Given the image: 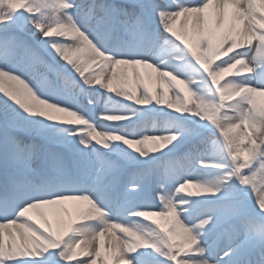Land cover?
<instances>
[{
	"label": "snow or ice",
	"instance_id": "1",
	"mask_svg": "<svg viewBox=\"0 0 264 264\" xmlns=\"http://www.w3.org/2000/svg\"><path fill=\"white\" fill-rule=\"evenodd\" d=\"M257 97L264 0H0V264H264Z\"/></svg>",
	"mask_w": 264,
	"mask_h": 264
},
{
	"label": "bare ground",
	"instance_id": "2",
	"mask_svg": "<svg viewBox=\"0 0 264 264\" xmlns=\"http://www.w3.org/2000/svg\"><path fill=\"white\" fill-rule=\"evenodd\" d=\"M140 71L142 74L145 75V79H146V82L149 84L150 87H152L153 89L156 88V79H155V74L154 73H151V79L148 78V74L150 73V70L148 69H145V68H140ZM129 73H130V69H129ZM174 87H177L178 89H182V85H179V86H175ZM160 88L167 91V85H165L163 82L160 83ZM186 92V90H184ZM169 95H171V91L168 92ZM184 93H182L183 95ZM257 102L258 103H264V97H257ZM145 112H150V113H155V112H158V116L157 117V120L154 121V120H150V121H147L144 120V125L145 127H148V128H152V127H163L164 126V121L168 118L166 116V112H161V111H151V110H146ZM144 112V113H145ZM231 114V113H230ZM140 124L142 125V118L140 116ZM142 122V123H141ZM156 122V123H154ZM239 131V130H237ZM65 206L68 208L69 210V213L72 214L73 216L75 215V211L77 209V207H79V205L77 204V202H65ZM47 216H48V219L50 220V222H52V226H53V229L55 230L57 225L55 223V220L53 218V216L51 215V212L48 211L47 212ZM34 219L36 220H39L40 218L39 217H35L34 216ZM106 238L105 237H101V240H105Z\"/></svg>",
	"mask_w": 264,
	"mask_h": 264
},
{
	"label": "rangeland",
	"instance_id": "3",
	"mask_svg": "<svg viewBox=\"0 0 264 264\" xmlns=\"http://www.w3.org/2000/svg\"><path fill=\"white\" fill-rule=\"evenodd\" d=\"M182 88H183V86H182ZM231 115V114H230ZM156 117H159L158 116V112H155V113H145V114H143L142 116H141V118H142V126H144L145 127V125H144V120H146V122L147 121H150V120H153V118H154V120L156 121L157 120V118ZM145 122V123H146ZM153 219H158L157 217H153Z\"/></svg>",
	"mask_w": 264,
	"mask_h": 264
}]
</instances>
